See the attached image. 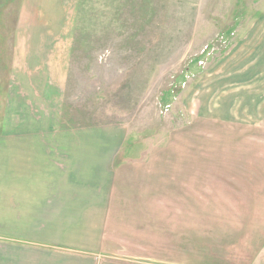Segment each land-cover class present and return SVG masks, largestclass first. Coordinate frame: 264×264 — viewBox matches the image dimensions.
<instances>
[{"label":"crops","instance_id":"1","mask_svg":"<svg viewBox=\"0 0 264 264\" xmlns=\"http://www.w3.org/2000/svg\"><path fill=\"white\" fill-rule=\"evenodd\" d=\"M17 3L0 99V264H264V187L239 185L254 170L195 155L190 131L193 152L174 156L142 152L122 124L69 125L78 0Z\"/></svg>","mask_w":264,"mask_h":264},{"label":"rangeland","instance_id":"2","mask_svg":"<svg viewBox=\"0 0 264 264\" xmlns=\"http://www.w3.org/2000/svg\"><path fill=\"white\" fill-rule=\"evenodd\" d=\"M17 1L0 0V99ZM262 106L264 0H78L69 125L122 124L142 152L174 156L193 152L190 131L195 155L264 187V132L250 124L264 128Z\"/></svg>","mask_w":264,"mask_h":264}]
</instances>
